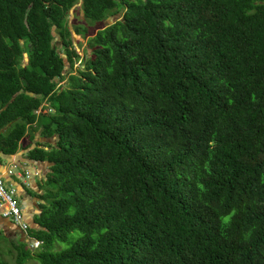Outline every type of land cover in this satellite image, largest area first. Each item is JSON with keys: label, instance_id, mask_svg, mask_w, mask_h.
<instances>
[{"label": "trees", "instance_id": "1", "mask_svg": "<svg viewBox=\"0 0 264 264\" xmlns=\"http://www.w3.org/2000/svg\"><path fill=\"white\" fill-rule=\"evenodd\" d=\"M34 121L54 186L24 258L264 264V0H0V150Z\"/></svg>", "mask_w": 264, "mask_h": 264}, {"label": "crops", "instance_id": "2", "mask_svg": "<svg viewBox=\"0 0 264 264\" xmlns=\"http://www.w3.org/2000/svg\"><path fill=\"white\" fill-rule=\"evenodd\" d=\"M44 103H46L45 100L41 104V109L43 106H47V103ZM48 109L51 110L50 107ZM43 110L44 108L40 112H43ZM40 112L36 114L38 115ZM41 130L42 127L38 125V121H34L28 125L24 136L19 142L18 149L14 153H4L0 150V169H2L0 172L3 173L7 183L15 187L28 226L27 230L23 232L9 218L0 216V233H3L6 239L12 242L13 246H18L19 242H24L25 247L30 248L29 243L32 238L26 237V234L36 238L32 233L33 230L43 228L37 217L48 201L43 196L44 181L51 170L52 162L47 159L32 158L28 155V150L36 145L48 148L49 146L46 143H53L55 137H46ZM15 168L19 170L16 171ZM24 177L25 179H22ZM38 247L39 245L30 248V250L35 252Z\"/></svg>", "mask_w": 264, "mask_h": 264}, {"label": "rangeland", "instance_id": "3", "mask_svg": "<svg viewBox=\"0 0 264 264\" xmlns=\"http://www.w3.org/2000/svg\"><path fill=\"white\" fill-rule=\"evenodd\" d=\"M70 12H72V13H71V15H69L67 17V22L72 29V36H73V40L75 42V46L78 49V52L80 53V55L84 56L86 54L85 46H86V38L87 37L86 38L82 37L80 34L75 33L73 30L75 25L80 24L79 23L80 20H83V22H84V19L82 18L83 14L81 13V11L79 9V2L75 3L73 5ZM116 16H117V14L114 16L108 17L107 19H105L103 21V23L111 22L113 19L116 18ZM86 21H88V20H86ZM90 22H86V25H88V27H87L88 29H91V27H92ZM97 22H96V25L100 24ZM55 40L57 41L58 46H60L61 42L59 41V37L56 38ZM24 62H25V60H24ZM24 62L22 63V65L24 64ZM78 63H79V60H77V62L73 65V69H75L78 66ZM60 82L63 85L66 84L67 78H63ZM14 170L18 171L19 169L15 168ZM22 179H25V177ZM22 179H18V180H22ZM46 183H47V181L46 182L44 181V186H45L44 191H46V189L48 187L51 188L54 186V184L47 183L48 185H46ZM44 198L47 200H50V198H48L46 195L44 196ZM48 204H49V202H48ZM79 234H80V232L78 230L73 233V235H75V236H78ZM69 235L71 236V238L74 237L72 234H69ZM18 244H19L20 248H17L16 245L13 246L12 242H10L8 239H6V237L3 235V233H0V258L3 260H6L9 264H40L39 260L34 256L28 255L24 258V256L26 254L24 253V251L23 252H21V251L25 250L24 247L26 245L24 242H23V244H21L20 242ZM68 245H69V243L65 242V241H54L53 245H52V249L58 250V249H62L64 247H67ZM22 247H23V249H21ZM39 249H41V248L40 247L37 248L36 251ZM32 253L33 252H31V250H30V254H32ZM19 254L21 255V260L20 259L17 260Z\"/></svg>", "mask_w": 264, "mask_h": 264}, {"label": "built area", "instance_id": "4", "mask_svg": "<svg viewBox=\"0 0 264 264\" xmlns=\"http://www.w3.org/2000/svg\"><path fill=\"white\" fill-rule=\"evenodd\" d=\"M59 84H61L60 81L57 85ZM40 110L41 106L38 107L35 112L38 113ZM0 216L9 218L13 223L17 224L23 232L27 230L28 226L24 219L16 189L13 185L7 183L2 172H0ZM26 237L32 238L29 243L30 248L36 247L41 243V239L39 238L32 237L29 234H26Z\"/></svg>", "mask_w": 264, "mask_h": 264}, {"label": "water", "instance_id": "5", "mask_svg": "<svg viewBox=\"0 0 264 264\" xmlns=\"http://www.w3.org/2000/svg\"><path fill=\"white\" fill-rule=\"evenodd\" d=\"M24 60H25V62L27 61V59H28V57H27V55H26V52H24ZM63 57H64V55H63ZM25 62H24V64H25ZM31 93V92H30ZM0 170H2V169H0Z\"/></svg>", "mask_w": 264, "mask_h": 264}, {"label": "clouds", "instance_id": "6", "mask_svg": "<svg viewBox=\"0 0 264 264\" xmlns=\"http://www.w3.org/2000/svg\"><path fill=\"white\" fill-rule=\"evenodd\" d=\"M49 110V109H48Z\"/></svg>", "mask_w": 264, "mask_h": 264}]
</instances>
